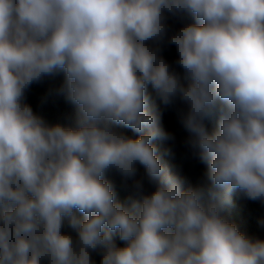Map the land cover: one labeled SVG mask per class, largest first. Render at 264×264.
Here are the masks:
<instances>
[{"label":"clouds","instance_id":"obj_1","mask_svg":"<svg viewBox=\"0 0 264 264\" xmlns=\"http://www.w3.org/2000/svg\"><path fill=\"white\" fill-rule=\"evenodd\" d=\"M61 74L71 126L24 103ZM177 101L195 186L154 143ZM237 192L264 203V0H0V264H264Z\"/></svg>","mask_w":264,"mask_h":264},{"label":"trees","instance_id":"obj_2","mask_svg":"<svg viewBox=\"0 0 264 264\" xmlns=\"http://www.w3.org/2000/svg\"><path fill=\"white\" fill-rule=\"evenodd\" d=\"M168 23L178 28L182 22L176 18L169 17ZM162 54L171 64L176 56L174 46L162 45ZM63 80V76L45 77L42 81L33 83L25 93L24 103L28 104L37 115L44 118L48 124H62L71 126L75 118L74 106L66 102L62 96L56 95L55 89L59 87ZM151 90V89H150ZM181 107L179 101L175 104L164 107L161 105L162 124L166 131L175 136L174 141L156 140L154 143L159 149L162 156V162L167 163L173 172L184 176L187 181L195 186L204 179L205 165L194 159L184 145L187 132L180 125L178 120V111ZM214 126L213 122H209L208 127ZM126 135L135 138L137 135L130 129H120ZM171 149V154H166V150ZM138 173L136 179H143L145 190L150 192L153 186L150 185L144 175L143 167L137 165ZM107 178L111 180L115 186L117 199L124 201L130 194L131 189L124 186L123 178L115 171L107 173ZM131 184V181H128ZM187 186V185H186ZM233 203L225 209V215L230 221L235 223L238 229L245 235L253 238L264 239V227L258 222L264 220V203L260 201H251L246 199L241 193L233 194ZM119 244L120 242L117 241ZM97 264L100 257L94 254Z\"/></svg>","mask_w":264,"mask_h":264},{"label":"rangeland","instance_id":"obj_3","mask_svg":"<svg viewBox=\"0 0 264 264\" xmlns=\"http://www.w3.org/2000/svg\"><path fill=\"white\" fill-rule=\"evenodd\" d=\"M176 58H177V54H176L175 58L173 59V61H174ZM173 61H172V62H173ZM171 64H172V63H171ZM173 67L176 68V66H175L174 64H173ZM176 71L180 72L181 75H182V70H181V69L176 68Z\"/></svg>","mask_w":264,"mask_h":264}]
</instances>
